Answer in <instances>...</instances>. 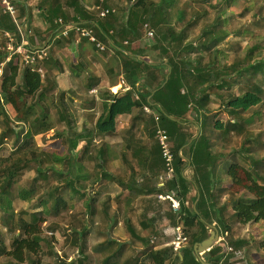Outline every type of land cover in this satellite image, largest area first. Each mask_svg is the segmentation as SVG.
Masks as SVG:
<instances>
[{"label": "trees", "instance_id": "obj_1", "mask_svg": "<svg viewBox=\"0 0 264 264\" xmlns=\"http://www.w3.org/2000/svg\"><path fill=\"white\" fill-rule=\"evenodd\" d=\"M52 1L41 0L38 3V8L46 6L43 13L50 26L48 34L70 24L93 30L97 40L119 56L120 71L125 83L131 87L127 93L136 92L138 98L131 105L124 101L118 103L116 93L105 91L99 86L100 79L92 74L87 75L84 78L87 90L98 88L105 92L102 102L105 119L99 124L98 133L92 129L86 130V127L78 132L71 109L64 102L65 91L59 92V104H55V109L59 110L58 122L71 132L67 139V168L58 171L43 168L44 158L38 154L35 138L45 135L51 129L53 119L48 110L41 107L38 111V95L51 93L57 87L51 64L53 62L59 70L58 60L54 57L56 47L67 49L79 37L73 29L62 40L54 41L50 48V62V56L43 61L46 62L44 67L49 69L48 72H44L41 64L37 69L23 62L15 63L13 59L8 61L10 53L7 51V34L19 46L23 42L19 26L25 25L24 31L30 33L34 29L32 8L29 6L31 0H14L17 10L15 20L4 14L0 4V69L3 68L0 78V123L5 121L15 125L9 133L0 131V149L10 134L18 137L12 154L27 157L28 163H36L38 176L33 179L30 190L17 188V196L24 202L38 200L37 203L43 207L37 212L24 209L15 211L13 195L19 173L17 168L5 166L0 150V264H3V259H7L8 264H76L64 261L59 255L61 252H57L49 241L43 245L37 238L44 233L43 227L50 216H57L61 206L62 209L67 208L69 204L71 209L73 200L66 199L71 194L88 200L90 205L99 203L98 192L92 189L87 191L92 187L89 181L95 173L94 169L87 168L90 162H98L104 169L95 173L97 180L111 181L137 193L139 198L136 199L134 210L140 216L144 214L140 225L148 230V235L138 232L133 217L125 216V228L133 246L141 243L149 249L147 245L151 240L152 228L163 217L162 209L155 205L158 199L174 193L178 197L183 195L188 202L186 207L183 203L182 212L185 215L180 220L188 240L181 256L175 255L171 240L167 239L159 245L162 246L161 250L150 249L146 260L136 261L135 264H170L174 261V264H199L194 246L203 234L201 218L215 222L220 234L225 236L221 246L212 251V264H251L250 246L255 245L253 239L250 240L246 235L234 238L232 234L240 226L264 223V157L261 155L264 152V132L251 130L253 119L260 112L259 107L264 105V49L254 45L236 62L227 63L225 54H221V46L226 42L229 31L219 29L218 25L210 26L209 31H204L197 40L189 41L194 22L181 29L175 25L181 0H125V4L124 0H119L122 6L117 10L110 4L115 0H94L92 9L84 5L85 0H64L65 7L61 4L53 6ZM199 1L203 0H190L192 3ZM97 8L109 10V14L101 17ZM143 29L153 31L152 44L133 47L142 39ZM154 46L158 49L154 50ZM148 56L156 60H149ZM76 67L83 71L85 64L81 61ZM214 95L221 102L217 107L211 104ZM125 105L132 107L130 129L127 132L129 135L124 133L123 143L110 147L104 141V128L106 133L111 134L109 132L116 126V117L126 113ZM8 107L13 109L15 116L12 118ZM145 107L151 112L146 111ZM253 111L254 114L248 115ZM220 114L226 115L227 121L222 131L215 132L212 129L213 120ZM156 117L159 122H156ZM191 123L198 129L195 134L190 130L193 127ZM139 126L142 127V135L139 137L142 138L134 140L131 133ZM16 128H19V135ZM158 129L166 133L170 153L175 158L174 176L165 178L163 185L160 180L168 173V167L163 148L157 139ZM100 133V142L93 146L95 134ZM84 140L82 155L75 161L74 152L78 151V145ZM187 147L189 153L186 156L189 160L181 153ZM225 151L229 154L222 153ZM119 154L133 163L128 168L130 181L123 180L107 169L118 160ZM228 155H232V162L228 161L223 166V160ZM61 158L57 155L56 161H61ZM188 167L192 171L191 181L186 173ZM52 180L55 186L49 189ZM40 181L43 184H39ZM78 184L82 188L79 189ZM187 185L188 190L185 189ZM198 195L199 215L194 212V202ZM224 196H227L225 201ZM138 206L141 207L139 212ZM103 209L109 217L110 206L103 203ZM166 215L175 228L178 216L173 213ZM116 218L117 215L111 223L106 220L101 225L105 229V241L108 244L106 251L110 248L113 252L115 243L118 249H115L116 255H113L120 257L124 246H119L108 234L110 224H113L112 230L117 227L119 221ZM62 223H69V227L62 228ZM1 226L11 232L9 244L6 243V235ZM57 228L62 231L64 238L62 251L64 248L76 249L79 253L78 262L91 264L86 262L89 261L86 220L84 222L79 218L62 216ZM51 241L60 245L55 238ZM257 247L264 252V240ZM51 258H56L57 262H52Z\"/></svg>", "mask_w": 264, "mask_h": 264}, {"label": "rangeland", "instance_id": "obj_2", "mask_svg": "<svg viewBox=\"0 0 264 264\" xmlns=\"http://www.w3.org/2000/svg\"><path fill=\"white\" fill-rule=\"evenodd\" d=\"M55 1H59V0H55ZM154 1L158 2L159 0H154ZM118 2L119 0H115L114 2H110V4L112 3L111 5L114 7V9L117 10L122 6ZM86 3L91 4V1L86 0ZM124 4H125V0H124ZM84 5L86 4L84 3ZM179 9L180 10L177 13L178 21L177 20L175 21L176 27H179V29H181L182 27H187L189 24H192L194 22L192 31L190 33L189 41L197 40L204 33V31H209L208 29L212 25L213 27L214 25H218L219 29H224V30L227 29L229 31V35L226 39V42L223 43V45L221 46V51H222L221 54H225L224 59L227 63L233 61L236 62L239 58L244 56V53L248 51V48L254 45H260V47L264 49V0H203V1H199V3H192L190 2V0H181ZM34 15H36V12L34 13ZM41 16L42 14L41 15L38 14L36 15L37 19L36 17H34L33 25L36 26L35 27L36 33H38L39 31L40 35L42 34L48 35L50 26L46 22H43L45 20H43ZM189 21L192 22L188 23ZM77 33L79 34V36H82L80 31H77ZM92 34L95 37L94 32ZM60 35L61 34L58 33V36ZM58 36L56 38H60ZM152 38L153 37H150L146 33L144 39L142 37L141 41L136 42V44L133 47L138 48L140 44H144V43L150 46L153 41ZM73 43L67 49L61 46L56 47V52L54 57L56 60H58V64H59L58 66L62 67L63 72L61 73L58 72L57 71L58 67L55 68L53 62H51L53 66L52 74L54 80H56L57 82H58V77H60L61 81H63V79H65L66 76L68 77L67 80L65 79V81H63L62 83L60 82L59 84L61 85L62 89L65 90V100L73 114L76 131L80 132L84 130L86 127V130L92 129L93 132L98 133L100 129L99 124L105 118V114L103 113V107H102V102L105 97L103 94L105 92H101L98 88L96 89L95 92H92L91 91L92 89L87 90L85 88L86 81H84V78L85 76H87L86 75L87 71L89 73L95 72V74L99 75L100 74L99 69L103 71L102 69L103 66H107L106 63H108L110 60L113 61L116 54L107 45H104L105 46L104 50H102L98 45L97 47L94 45L96 47V50L92 49V47H90L89 49H85L83 53L85 56L83 59L85 61L87 60L88 64L87 62L86 63L83 62L85 64V69H84L85 72L83 71L81 73V76L83 78L82 77L76 78L73 77V75L71 74H75L78 71L77 70L76 72H72L73 69L72 66H74V64L77 62L79 56V50L77 46L78 43H76V41H74ZM7 51L9 52L8 49ZM61 52L62 55H60ZM48 57L50 62L52 58L51 51L48 52ZM117 57L119 58V56ZM92 58L93 60L96 61L98 60V58H100L101 61L103 60L102 61L103 63L99 64L96 61H92ZM152 60H156V59L153 58ZM40 64L44 72H48L49 69L47 67H44V65H46V62L43 65L41 62L36 67L35 66L33 67L38 69V66ZM120 64H121L120 58L119 59L116 58V63L113 64L114 65L113 72L118 76L120 71L119 68ZM108 81L110 83L111 80L107 79V80H103V82L101 81L102 83L101 86H104L105 88H109V85L107 84ZM118 83H120L119 80ZM238 86L239 85H237L236 87ZM118 90H119V85H116L110 88L109 91L112 93H116L118 92ZM127 92L128 90H124L122 88V91L118 92L117 97L118 100L124 101L125 103L127 102L126 104L131 105L133 100L137 98V95H135L133 92L131 94ZM59 95H57L56 91L45 94L40 93L38 95L37 102H39L38 104H40L37 106L38 111L41 110V107L45 110H48V112L50 113L53 119V124L51 129L45 135H40L35 138V145L38 148V154L42 155L44 158L42 167L54 169L56 171H58L59 169L65 170L67 168V166L65 165L68 159L67 139L69 138V135H71V132L68 131V128L64 124H59L58 122L60 116L58 113L59 110L55 109V104L56 105L59 104ZM220 103H221L220 99H218V97L214 95L212 97L211 104L217 107L220 105ZM130 105L127 106L125 105L124 107L126 111L125 115L119 116L116 126L112 129L111 132H109L111 133L110 136H112V140H111L112 143L111 144L106 143V144L108 145L122 144L123 143L122 135L124 133L126 135H129L127 134V132L130 129L129 120L132 115L131 113L132 107ZM259 108H260V112L259 114H256L257 116L253 119L254 122L251 125V130L253 132L260 133V132H264V105L260 106ZM145 110L147 111V109ZM8 111L11 118L15 116L13 113V109L11 107H8ZM148 111H150V109ZM252 114H254V111L249 113L248 115H252ZM258 116H260V118ZM226 121H227L226 115H222V114L217 115L213 120L212 129L215 132L222 131L225 127ZM190 125L193 126L190 128L191 132L193 134L197 133L198 132L197 127L195 125H192V123ZM14 126H15L14 124H10L5 121H2L0 123V131L9 133L10 129L14 128ZM18 130L19 128H16L17 135H19ZM106 134L107 133H103V135L105 136ZM138 134L142 135V129L139 130V128H137V130L135 131L133 130L131 136H133L135 140V138H138L137 136ZM60 135H64L65 137L62 138L60 137ZM143 137L145 140H147L146 135H144ZM100 138H101V133L99 135L95 134V140L97 141V143L96 141H94L92 145L93 146L98 145V143L100 142ZM17 139H18L17 136H13L10 134L5 144L0 149L1 154L3 155L4 158L5 166L12 167L14 169L17 168V172L19 173V175L17 176V182H16L17 185L15 186L16 189H14L15 194L13 195L14 196L13 207L15 208V211L24 209L27 212H37L43 209V207L37 203L38 200H35L32 203L27 201L24 202L21 201L19 196H17L18 195L17 188H25L27 190H30L31 187L33 186V179L38 176V172L36 171V167H37L36 163L34 162L28 163L26 160L27 157L22 155L18 156L17 154H12V152L15 149V144ZM84 145H85V140L78 145L77 148L78 151L74 152L76 155L75 161L78 158H80L79 156L82 155V148ZM222 153L229 154V152L227 151ZM57 155L62 157L61 161L59 162L56 161ZM261 155L264 157V152H262ZM231 156L232 155L226 156V159L223 160L224 161L223 166L228 161L232 162ZM238 159L240 161L241 156L238 157ZM129 166H133V163L129 162V159L125 160L123 157L120 158L119 155L118 160H115L111 164V166H109L107 169L111 171L113 174L122 175V171L127 173L126 170L127 168H129ZM87 168L89 170L94 169L93 173L94 171L95 173L98 171H104V169L101 167V164L98 162H95V164H92V162H90L89 164H87ZM120 168H122V171L119 170ZM95 173L91 181H89V184H91L92 187L87 191H90L92 189V191L98 192L96 194H98L97 198L100 199L99 203L90 205V202L88 200H84L79 195L75 196L71 194L69 198H66L67 200L68 199L73 200L71 202V209L69 204L67 208L62 209L61 206L57 216L56 215L50 216L48 222L43 227L44 233L41 235L40 238H37V241L42 243L43 245L47 241H49L57 252H61V254L59 253V255L62 257V259L69 263L72 261V262H76V264H80L78 262L79 253L77 252L76 249L73 248H64L65 250L62 251L61 245L64 242L62 241L64 240V238L62 235V231L57 228V224H60V219L62 216L65 217L67 216L68 218L71 217L79 218L82 219L84 222L86 220L88 239H89V244L87 249L88 250L87 256H89V261L86 262H89L91 264L109 263V262L107 263L106 260L107 253L104 250V241L106 239V235L101 225L103 224V222L108 220V217L104 214L103 211L104 210L103 203L105 204L108 194L111 195L112 197L114 193L117 194L119 187L117 186V184L115 185V183H112L111 181L97 180ZM39 184H43L42 181H40ZM54 186H55V181L52 180L49 189L51 188L53 189ZM78 188L80 189L82 187L78 184ZM69 195H67V197ZM226 199L227 196H224L223 200L225 201ZM114 206L117 207L114 210L120 215L122 212L121 210L122 202L120 197H116ZM89 215L90 218L88 217ZM169 222H171L170 218H169ZM163 224H165L164 229L169 228L166 222H164ZM61 226L62 228L64 227L68 228L69 223H62ZM1 228L5 232L6 243L9 244L11 241V232L8 229L6 230L2 226ZM140 228L142 229L143 233H146L145 230L142 228V226ZM232 235H234V238H239L246 235L250 240L253 239V243L255 245L250 246L251 249L250 262L251 264H264V252L259 251L257 247L258 244L264 240V223L258 225H249L246 227L240 226L238 229H236L233 232ZM52 238H55L56 241L60 243V245L58 243H54L53 241H51ZM172 238L174 237L169 235V239L172 240ZM123 248H124L123 254L120 257L118 256L114 257L113 259L114 261L110 264H126L125 258H127V252H126L127 246H124ZM130 248H132L133 250L129 251L131 252L130 255L131 260L129 262H134V261L143 262L144 260H146L145 257L148 256L149 250L152 249L149 248L146 251H143L141 254H138L136 253V251L132 246ZM114 254H115V250H114ZM240 257L242 258L243 255L241 254ZM51 261L57 262V259L51 258ZM3 264H8V260L3 259ZM55 264H59V263H55Z\"/></svg>", "mask_w": 264, "mask_h": 264}, {"label": "crops", "instance_id": "obj_3", "mask_svg": "<svg viewBox=\"0 0 264 264\" xmlns=\"http://www.w3.org/2000/svg\"><path fill=\"white\" fill-rule=\"evenodd\" d=\"M41 0H31V3H30V7L32 8V19H34V17H36V15H41L42 14V16H41V18H43V20H45V21H43V22H46L47 24H48V18H47V16H45L44 15V13H43V11L44 10H46V6L44 5V7H39L38 8V3L40 2ZM91 1V4H87L86 3V0H85V4L87 5L86 7L88 8V9H92L93 7H94V0H90ZM38 2V3H37ZM58 4H61L63 7H65V3L62 1V0H59V1H55V0H53L52 1V5L53 6H55V5H58ZM36 12V15H34V13ZM36 19H37V17H36ZM33 23H34V20H33ZM74 26H79V25H73V24H70V25H63L61 28H59L56 32H54V33H51L50 35L48 34V35H44V34H42V35H40L39 34V31H38V33H36V30H35V25H34V29L32 30V32L30 33V32H26L25 33V39H26V41L28 42V44L29 45H31L33 48H48V50H47V57H48V52H50V48H51V46L53 45V43H54V41L56 40V37L58 36V33L60 34L63 30H66V29H70V28H72V27H74ZM23 27L25 28V25H23ZM82 29H85V28H82ZM46 30V29H45ZM86 30H90V29H86ZM92 31V33H93V30H91ZM81 32V35L82 36H79V34L77 33V38H78V40L76 41V43H78L77 44V46H78V50H79V56H78V59H77V62L74 64V66H72V72H76L78 69H77V67H76V65L77 64H79V62H81V61H83L84 63H86L87 62V60L85 61L83 58H84V50L85 49H89L90 47H92V49H94V50H96V47H97V44H95V43H92V42H90L89 40H88V38H85L84 36H83V33H82V31H80ZM143 39H144V37H145V34L147 33L150 37H153L154 35H150V33L152 32L153 33V31H148L147 29H143ZM55 36V37H54ZM61 39H62V37H61ZM60 39V40H61ZM83 39V40H82ZM86 39V40H85ZM82 40V41H81ZM141 41V39L139 40V42ZM101 45H102V47H100L102 50H104V48L103 47H105L104 45L105 44H102L100 41H98ZM38 44V45H37ZM73 44H75V43H73ZM127 44V42L125 43V45ZM136 44V43H135ZM96 47H95V46ZM142 45H146V43H144V44H140L139 46H138V48L139 47H141ZM75 46V45H74ZM153 47V46H152ZM99 48V49H100ZM158 49V47L157 46H154V50H157ZM60 55H62V52H61V54ZM116 58L117 59H119L118 57H117V55L114 57V59H113V61L112 60H110L108 63H106L107 64V66H103V71H101V69H99L100 70V74L98 75V74H95V72H88L87 71V74L86 75H94V76H96L98 79H100V87H102L104 90H110V88H112L113 86H116V85H119V90H118V92L119 91H122L121 89L123 88L124 90H130L131 89V87H129L126 83H125V81H124V77H123V75H122V72L121 71H119V76L118 75H116V74H114V72H113V67H114V65L113 64H115L116 63ZM148 58H149V60L150 59H153V57H151V56H148ZM47 59V58H46ZM45 60V59H44ZM44 60H42V65H43V61ZM92 61H96V60H93V58H92ZM103 61V60H102ZM101 60H100V58H98V60L96 61V62H98L99 64H101V63H103ZM119 61V60H118ZM41 63V62H40ZM39 64V63H38ZM87 64H88V62H87ZM100 66V65H99ZM60 67L61 66H59V70H57L58 72H63V69H62V67H61V69H60ZM79 71V70H78ZM76 72L75 74H71V75H73V77H76V78H81L82 76H81V73L84 71L85 72V70H83V71H79V72ZM113 72V73H112ZM67 77V76H66ZM65 77V79L67 80L68 79V77L66 78ZM86 77V76H85ZM117 77H118V80L120 81V83H118V80H117ZM83 78V77H82ZM65 79H63V81H65ZM107 79H110L111 81H110V83H109V81L107 82V84L109 85V88H105L104 86H101L102 85V83H101V81L103 82V80H107ZM63 81H61L60 80V77H58V82H57V87H56V89H55V91L57 92V95H59V92H64L65 90H63L62 89V87H61V85L59 84L60 82L62 83ZM122 84V85H121ZM124 86V87H123ZM61 89V90H60ZM97 89V88H96ZM96 89H92L91 91L92 92H95L96 91ZM118 92H116V94H118ZM135 95H137L138 96V94H136V92H133ZM104 100V99H103ZM152 100V97H150L149 98V101H151ZM64 102L67 104V102H66V100H65V98H64ZM120 102V100L118 101V103ZM159 107V106H158ZM145 109H147V110H149L147 107H145ZM149 112H151V111H149ZM119 116L120 115H118L117 117H116V124H117V120L119 119ZM105 119V118H104ZM120 119H122V118H120ZM142 129V127L141 126H139V130H141ZM103 133H106V128H104V131H103ZM121 133V132H120ZM111 134H106V136L104 135V141H105V143H112L111 142V140H112V136H110ZM122 135V134H121ZM138 136V138L140 139L141 137H139L140 135L138 134L137 135ZM122 137H123V135H122ZM132 138H133V136H132ZM134 139V138H133ZM145 143H148V141H145ZM114 144H112V145H109L110 147H115V146H117V145H119V144H116V145H114ZM181 153H182V155H184L185 156V158L186 159H188L189 160V158L186 156L188 153H189V148L187 147V148H185V149H183V150H181ZM120 155V154H119ZM120 158H122V156L120 155ZM113 163V162H112ZM111 163V164H112ZM111 164H110V166H111ZM119 170H121L122 171V168H120ZM127 173H125V172H123L122 171V175H119L120 177H122V179L123 180H125V181H130L129 180V169L127 168ZM111 172V171H110ZM186 173H187V177L189 178V181H191V179H192V175H191V173H192V171H191V168L190 167H188V169L186 170ZM191 175V176H190ZM165 179V177H161V185H163V180ZM116 185V184H115ZM118 186V185H117ZM119 187V189H118V193L116 194V193H114V195H113V197L111 196V195H109L108 194V197L106 198V202H105V204L107 205H109L110 206V210H109V217H108V220H109V222L111 223L114 219H115V215H117V220L119 221V223H118V225H117V227H115L113 230H112V225L113 224H110L109 225V229H108V234L113 238V240L114 241H116V242H118V244H119V246H127V250H126V252H127V258H125V261H126V264H135V262L136 261H134V262H129L130 260H131V257H130V255H131V252H129V251H131V250H133L132 248H130L131 246L134 248V250L136 251V253H138V254H141L143 251H146L147 250V248L144 246V245H142L141 243H138V244H136L135 246H133V245H131V240H130V237H129V234L127 233V231H126V228H125V224H124V217L125 218H127V217H133V221H134V223L136 224V223H138V224H136V228H137V230H138V232L139 233H141L142 235H148V230L146 229L145 230V232L146 233H143L142 232V229L140 228L141 227V225H140V221L141 220H144V214H142L141 216L139 215V213H137V211H135L134 209L136 208V206H137V202H136V199H138L139 197L136 195L137 193L135 192V193H133V192H131L130 190H128L126 187H120V186H118ZM185 189L186 190H188L189 189V185H187L186 187H185ZM116 197H120V199H121V202H122V207H121V210H122V212H121V214L119 215L114 209H116L117 207L116 206H114V204H115V201H116ZM179 197H180V199L182 200V202L184 203V205H185V207L188 205V202L185 200V198H184V196L183 195H179ZM159 201H158V203H155V205L156 206H158L159 208H161L162 209V211H163V217H160L159 218V220H158V222L154 225V227L152 228V234H151V240H150V242H149V245H147V246H149V248H152L153 250H155V251H159V250H161V248H162V246H159L163 241L165 242V240L167 241V239H169V235L170 236H172L173 235V230H174V228L171 226V224H170V222H169V219L167 218V213H169V214H171V213H174L173 211H171L172 209H171V203L169 202V201H164L162 198H160V199H158ZM113 204V205H112ZM158 204V205H157ZM139 208H141L140 206H138V212H139ZM89 218H90V215L88 216ZM164 222H166L167 223V226L169 227V228H167V229H164L165 227V224H163ZM104 232H105V229H104ZM113 241V242H114ZM114 244V250L115 249H118L117 247H116V245H115V243H113ZM108 245V244H107ZM107 245H106V241H104V250L106 251V249H107ZM129 245H131V246H129ZM128 246H129V248H128ZM187 247V246H186ZM106 253H107V258H106V260L109 262V263H112L114 260V251L113 252H111V250H110V248H109V250H108V252L106 251ZM135 259H136V257H135ZM123 261V260H122ZM124 262V261H123ZM105 263V262H104ZM175 263V261L174 262H172V263H170V264H174Z\"/></svg>", "mask_w": 264, "mask_h": 264}, {"label": "built area", "instance_id": "obj_4", "mask_svg": "<svg viewBox=\"0 0 264 264\" xmlns=\"http://www.w3.org/2000/svg\"><path fill=\"white\" fill-rule=\"evenodd\" d=\"M0 4L2 6V10L4 12V14H8L10 15L14 20L16 17V6L14 4V0H0ZM100 12V16L101 17H106L109 14V10H105L103 8H97ZM19 29L21 30L22 34H23V42L21 43V45L16 46L13 39L10 37L9 34H7L8 38H9V42H8V50L10 53V56L8 58V61L10 60H14L15 63L18 62H23V64L28 65V66H35L38 65V62L44 60L47 58V50L48 48H33L31 45L28 44V42L25 39V33L26 31H24V27L23 26H19ZM75 29L76 31H82L83 36L85 38H88V40L92 43H97L98 46L102 47V45L98 42V40L93 36L92 31L91 30H86V29H82L78 26H74L70 29H66L63 30L60 34V38H56V39H61V37H66L68 35V32L70 30ZM150 35H153V33L151 32ZM104 48V47H103ZM33 67V68H35ZM3 74V68L0 69V78ZM138 98V96H137ZM148 111V110H147ZM149 112V111H148ZM156 121H159V118L156 117ZM157 139L161 145V147L163 148V155L164 158L166 159L167 162V167H168V173L165 175L166 179H170L174 176V162H175V158L173 157V155L170 153L169 150V145H168V137L166 135V133L161 130L158 129V133H157ZM164 183V180H163ZM164 201H169L171 203V209L174 212V214H176L178 216V223L176 224L174 230H173V237L171 240V245L173 247V251L175 253L176 256H181V254L184 251V248H186L188 240L187 237L185 235V233L183 232V226L180 222L182 216H184V212H182V207H183V202L180 199V197H178L177 195H175L174 193H170L166 196H162L161 197ZM222 241L221 243L224 241V237L222 234ZM221 243L218 247L221 246ZM229 251H232V248L228 249ZM244 264H248L247 262H245Z\"/></svg>", "mask_w": 264, "mask_h": 264}, {"label": "water", "instance_id": "obj_5", "mask_svg": "<svg viewBox=\"0 0 264 264\" xmlns=\"http://www.w3.org/2000/svg\"><path fill=\"white\" fill-rule=\"evenodd\" d=\"M168 81V78L166 82ZM165 82V83H166ZM165 86V84L163 85ZM200 200V195L197 196L194 202V212L199 215L197 206ZM203 223V234L200 241L194 246V254L199 261V264H212L213 254L222 241L220 229L216 226L215 222H208L203 218L200 219Z\"/></svg>", "mask_w": 264, "mask_h": 264}]
</instances>
